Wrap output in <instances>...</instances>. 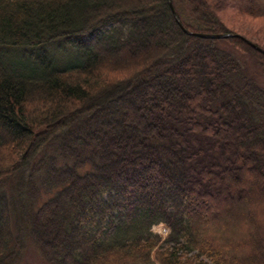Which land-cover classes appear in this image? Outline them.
<instances>
[{
	"label": "trees",
	"instance_id": "1",
	"mask_svg": "<svg viewBox=\"0 0 264 264\" xmlns=\"http://www.w3.org/2000/svg\"><path fill=\"white\" fill-rule=\"evenodd\" d=\"M172 2L231 36L169 0H0V264L29 241L47 264H264V84L237 54L264 69V26L227 23L264 0Z\"/></svg>",
	"mask_w": 264,
	"mask_h": 264
},
{
	"label": "rangeland",
	"instance_id": "2",
	"mask_svg": "<svg viewBox=\"0 0 264 264\" xmlns=\"http://www.w3.org/2000/svg\"><path fill=\"white\" fill-rule=\"evenodd\" d=\"M241 21V20H240ZM228 25H230V30L234 32H242L245 31V29H248V33L250 34H256L257 36L260 35L258 30L262 29V26H264L263 22L260 20H251L248 19L247 21L240 22V23H231L230 21L227 22ZM238 30V31H237ZM264 33V30H263ZM250 37V36H249ZM260 37H262L260 35ZM251 38V37H250ZM240 55V57L243 59L244 64L247 65L248 69L254 73V75L259 79L261 83L264 84V69L260 68L257 63L255 62L254 58L251 56H243L240 53H237ZM153 231L159 235H162L163 237H166L168 234V229L164 225H157L153 227ZM34 244L30 241L28 242V248L26 255L24 259L19 264H47L45 262L44 258L40 254V252L34 248Z\"/></svg>",
	"mask_w": 264,
	"mask_h": 264
},
{
	"label": "water",
	"instance_id": "3",
	"mask_svg": "<svg viewBox=\"0 0 264 264\" xmlns=\"http://www.w3.org/2000/svg\"><path fill=\"white\" fill-rule=\"evenodd\" d=\"M169 3H170V7H171V10L173 12V15L177 21V23L179 24V26L183 29V31L189 35H192V36H196V37H200V38H204V39H222V38H228L230 37L231 35L230 34H208V33H197V32H191L189 30H187L181 23L179 17H178V14L174 8V5H173V2L172 0H169ZM251 45H253L254 48L258 49L259 51L263 52L260 48H258L257 46H255L254 44L251 43Z\"/></svg>",
	"mask_w": 264,
	"mask_h": 264
}]
</instances>
